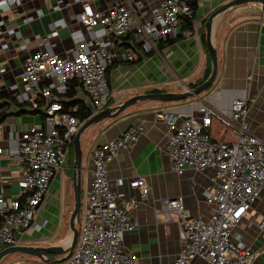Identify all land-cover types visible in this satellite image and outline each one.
<instances>
[{
  "label": "crops",
  "instance_id": "obj_1",
  "mask_svg": "<svg viewBox=\"0 0 264 264\" xmlns=\"http://www.w3.org/2000/svg\"><path fill=\"white\" fill-rule=\"evenodd\" d=\"M84 1L104 11L127 0H23L21 5L15 0H0V103L8 105L0 119V124L4 125L0 147L8 148L10 153L18 151L22 132L33 125L41 126L45 121V100L31 93L20 80L24 63L34 53L52 51L66 55L72 47L89 39H97L102 46L115 49L118 58L107 71L110 98L106 107H115L138 94L184 92L187 85L204 79L207 73L210 58L208 18L231 0H197L192 27L188 28L182 21L173 34L157 40L159 48L145 43L133 33L124 38L108 37L101 25H82L79 15ZM162 1H146L137 9V14L143 21L150 19ZM251 3L234 6L216 19L213 37L218 73L199 97L226 116L231 114L233 99L248 98L249 128L264 137V13L259 5ZM66 91V87L60 86L54 95L68 100ZM75 98L92 108L88 93L82 87L77 89ZM198 106L196 96L174 101H140L119 116L93 125L81 137V183L86 206L93 178L94 149L131 127L143 126L136 143L120 149L108 165L111 187L139 200L138 207L130 213L136 227L125 233L124 247L142 264H170L180 255L185 243V234L176 216L168 219L163 212L162 199L182 196L194 216L206 218L213 211L205 201L204 189L214 184L215 170L188 169L178 174L169 159L170 131L158 120L164 110L180 115L181 119L199 116ZM214 136L225 138L220 125H215ZM70 146H74L73 143ZM68 158V167L55 174L44 202L37 209L35 220L43 227L17 232V245L69 247L75 197L70 153ZM138 177L146 179L151 187L150 195L143 196L139 188L131 186V181ZM20 191L17 161L11 154H0V196L16 198ZM254 210L256 212L253 215L250 212L235 230L242 233L254 250L263 249L259 260L264 262V231L254 222L258 221L257 215L264 216V193ZM78 228L81 231L80 226ZM66 256L49 253L40 258L15 252L8 254L0 264H61ZM192 264L207 263L196 259Z\"/></svg>",
  "mask_w": 264,
  "mask_h": 264
},
{
  "label": "built area",
  "instance_id": "obj_2",
  "mask_svg": "<svg viewBox=\"0 0 264 264\" xmlns=\"http://www.w3.org/2000/svg\"><path fill=\"white\" fill-rule=\"evenodd\" d=\"M22 1L15 3L21 5ZM146 1L150 0H127L104 11L84 1L79 22L88 27L103 26L108 37L124 38L133 33L157 48V40L173 34L182 17L194 13L191 5L194 0H163L153 16L143 21L137 9ZM251 4L259 5L264 13L263 4ZM117 58L115 49L89 39L72 47L66 55L39 51L24 63L20 80L31 93L45 100V121L21 133L17 152L0 147V154H11L17 161L21 188L16 198L0 196L1 249L18 244L17 232L43 227L35 220L37 209L44 202L55 174L68 167L69 146L84 122L64 111L62 100L54 95L55 89L67 88L70 80H78L87 91L95 114L109 102L107 70ZM196 97L199 116L181 119L180 115L164 110L158 120L170 131L169 159L178 174L188 169L215 170L214 184L204 189L205 201L213 211L206 218L194 216L182 196L162 199L166 217L175 215L185 234L182 251L170 264H192L196 259L207 264H264L259 260L263 249L254 250L242 233L235 230L264 193V137L249 128V100L233 99L231 114L226 116L207 100ZM7 108L5 102L0 103V117ZM216 124L221 126L225 138L214 136ZM3 129L0 124V133ZM142 129V124L131 127L94 149L83 229L74 251L61 264H142L124 247L125 233L136 227L130 213L138 207L139 200L115 191L108 179L109 163L120 149L136 143ZM130 184L139 188L143 196L151 193L143 177ZM254 222L264 231V219Z\"/></svg>",
  "mask_w": 264,
  "mask_h": 264
},
{
  "label": "water",
  "instance_id": "obj_3",
  "mask_svg": "<svg viewBox=\"0 0 264 264\" xmlns=\"http://www.w3.org/2000/svg\"><path fill=\"white\" fill-rule=\"evenodd\" d=\"M248 2H257L264 5V0H231L220 7H218L208 18L206 22V30H207V45L209 49V54L212 62V71L209 77L200 85L196 87L186 86V90L184 92H158V93H144L132 96L125 101H122L119 105L115 107H106L101 111L93 114L87 120H85L79 131L76 133L73 139V145L75 150V160L73 164V189H74V197H75V207L71 214L70 224L72 229V238L69 247L63 248L62 245L57 246H30V245H14L10 247H6L0 251V263L1 261L11 253L21 252L25 254H31L38 256L40 258H44L45 255L49 253L55 254H67L65 257L68 258L72 252L74 251L80 231L78 228V224L81 221V207H82V160H83V149L81 144V137L89 128L98 122L119 116L123 113L128 107L137 104L140 101L144 100H156V101H174L179 99H184L191 96H199L203 93L216 79L218 73V56H217V48L214 43L213 31L214 24L216 19L229 10L230 8L238 5H242Z\"/></svg>",
  "mask_w": 264,
  "mask_h": 264
},
{
  "label": "trees",
  "instance_id": "obj_4",
  "mask_svg": "<svg viewBox=\"0 0 264 264\" xmlns=\"http://www.w3.org/2000/svg\"><path fill=\"white\" fill-rule=\"evenodd\" d=\"M191 5L194 9L193 15L190 17H188V16L182 17V21L184 22V24L186 26H188V28H191L193 25V18H194L195 11H196L197 5H198L197 0L192 1ZM157 48H159V45ZM211 70H212V62H211V59L209 58V65H208L207 73H206L204 79H201L195 83L189 84L190 87H196V86L200 85L201 83H203L209 77ZM80 85H81V83H79L78 80H76V79L70 80L69 83L67 84V91L65 93V95L69 99L68 100H62V102L64 105V111L75 115L80 121L83 122L92 116L93 109L88 107L87 103L85 101L75 98L76 93H77V89L80 87ZM0 96H1V94H0ZM2 117L3 116H1L0 119Z\"/></svg>",
  "mask_w": 264,
  "mask_h": 264
},
{
  "label": "rangeland",
  "instance_id": "obj_5",
  "mask_svg": "<svg viewBox=\"0 0 264 264\" xmlns=\"http://www.w3.org/2000/svg\"><path fill=\"white\" fill-rule=\"evenodd\" d=\"M69 151H70V154H71V163L72 165L74 164V160H75V150H74V146H69ZM73 169V167H72ZM72 169H69V171L71 172ZM72 176V175H71ZM72 179V177H71ZM256 211H252V215L255 213ZM86 213V206H85V191H83L82 193V207H81V222L80 224H78V226H80V230L83 229V225H84V217H85V214ZM263 215H257V220L260 221L263 219ZM83 222V223H82ZM82 224V225H81ZM264 234V233H263Z\"/></svg>",
  "mask_w": 264,
  "mask_h": 264
},
{
  "label": "snow or ice",
  "instance_id": "obj_6",
  "mask_svg": "<svg viewBox=\"0 0 264 264\" xmlns=\"http://www.w3.org/2000/svg\"><path fill=\"white\" fill-rule=\"evenodd\" d=\"M239 214V213H238Z\"/></svg>",
  "mask_w": 264,
  "mask_h": 264
}]
</instances>
